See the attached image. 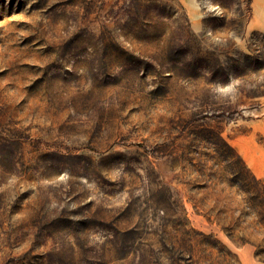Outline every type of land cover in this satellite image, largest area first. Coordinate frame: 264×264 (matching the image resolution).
<instances>
[{
	"label": "rangeland",
	"instance_id": "374dc122",
	"mask_svg": "<svg viewBox=\"0 0 264 264\" xmlns=\"http://www.w3.org/2000/svg\"><path fill=\"white\" fill-rule=\"evenodd\" d=\"M0 264H264V0H0Z\"/></svg>",
	"mask_w": 264,
	"mask_h": 264
},
{
	"label": "clouds",
	"instance_id": "9594fccd",
	"mask_svg": "<svg viewBox=\"0 0 264 264\" xmlns=\"http://www.w3.org/2000/svg\"><path fill=\"white\" fill-rule=\"evenodd\" d=\"M217 93L220 95L234 94L236 91L235 83L231 81L228 85L219 86L216 89Z\"/></svg>",
	"mask_w": 264,
	"mask_h": 264
},
{
	"label": "trees",
	"instance_id": "16d2710c",
	"mask_svg": "<svg viewBox=\"0 0 264 264\" xmlns=\"http://www.w3.org/2000/svg\"><path fill=\"white\" fill-rule=\"evenodd\" d=\"M260 57H263L262 55Z\"/></svg>",
	"mask_w": 264,
	"mask_h": 264
}]
</instances>
